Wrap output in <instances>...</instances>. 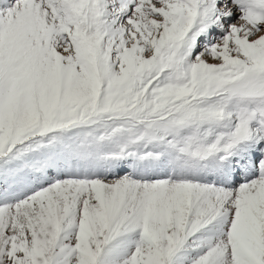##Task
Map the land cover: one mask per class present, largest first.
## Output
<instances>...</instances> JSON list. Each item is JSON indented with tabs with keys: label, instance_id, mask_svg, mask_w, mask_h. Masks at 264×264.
<instances>
[{
	"label": "snow or ice",
	"instance_id": "1",
	"mask_svg": "<svg viewBox=\"0 0 264 264\" xmlns=\"http://www.w3.org/2000/svg\"><path fill=\"white\" fill-rule=\"evenodd\" d=\"M0 264H264V0H0Z\"/></svg>",
	"mask_w": 264,
	"mask_h": 264
}]
</instances>
